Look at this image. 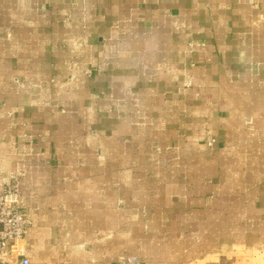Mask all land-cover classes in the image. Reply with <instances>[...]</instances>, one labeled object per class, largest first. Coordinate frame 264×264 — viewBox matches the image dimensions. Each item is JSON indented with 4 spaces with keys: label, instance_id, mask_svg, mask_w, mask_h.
<instances>
[{
    "label": "crops",
    "instance_id": "1",
    "mask_svg": "<svg viewBox=\"0 0 264 264\" xmlns=\"http://www.w3.org/2000/svg\"><path fill=\"white\" fill-rule=\"evenodd\" d=\"M13 181L30 264H264V0H0Z\"/></svg>",
    "mask_w": 264,
    "mask_h": 264
},
{
    "label": "built area",
    "instance_id": "2",
    "mask_svg": "<svg viewBox=\"0 0 264 264\" xmlns=\"http://www.w3.org/2000/svg\"><path fill=\"white\" fill-rule=\"evenodd\" d=\"M214 140L207 145L212 146ZM18 184L0 188V264H30L23 249L18 247L31 226L28 215L17 206ZM112 264H142L134 254H124Z\"/></svg>",
    "mask_w": 264,
    "mask_h": 264
},
{
    "label": "rangeland",
    "instance_id": "3",
    "mask_svg": "<svg viewBox=\"0 0 264 264\" xmlns=\"http://www.w3.org/2000/svg\"><path fill=\"white\" fill-rule=\"evenodd\" d=\"M211 147H212V146H208V145H207V148H208V149H210ZM11 183H16V184H18V193H19V183H18L17 181H13V182H11ZM18 193H17V197H18ZM18 247L21 248V249H23V251H24V241L18 242Z\"/></svg>",
    "mask_w": 264,
    "mask_h": 264
}]
</instances>
